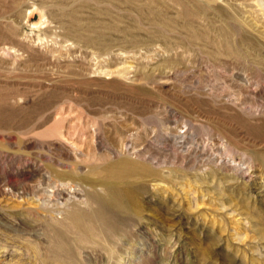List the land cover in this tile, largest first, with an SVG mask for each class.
Returning <instances> with one entry per match:
<instances>
[{
    "label": "rangeland",
    "instance_id": "374dc122",
    "mask_svg": "<svg viewBox=\"0 0 264 264\" xmlns=\"http://www.w3.org/2000/svg\"><path fill=\"white\" fill-rule=\"evenodd\" d=\"M226 1L0 0V264H264V12ZM123 156L166 189L109 260L32 191Z\"/></svg>",
    "mask_w": 264,
    "mask_h": 264
},
{
    "label": "bare ground",
    "instance_id": "6f19581e",
    "mask_svg": "<svg viewBox=\"0 0 264 264\" xmlns=\"http://www.w3.org/2000/svg\"><path fill=\"white\" fill-rule=\"evenodd\" d=\"M210 1L215 3L217 0ZM223 1L226 0H220V2ZM226 2L230 10L234 11L237 16L241 15L242 12L235 3ZM255 6L264 12V0H255ZM247 49L249 50V48ZM71 145L77 150L76 154H79L80 150L76 143L72 142ZM180 146L182 147V145ZM52 163L49 175L53 177H49L45 187L33 188V201L38 207L47 209L49 212L60 214L66 211L63 216L65 218H62L65 220L62 222L67 221V226L79 234V240L92 245L95 252L100 249L107 251L110 256L109 260L116 258V246L114 247L109 241V237L119 232L123 225L131 220L130 213L137 212V194L145 193L147 184L151 185L152 189H159L161 192H165L166 189L161 183L164 181L161 173L149 166L137 164L126 156L120 157L104 167H92L87 172L72 162L65 163L63 160H59ZM63 163L68 168L63 169ZM93 174H96V177H93ZM72 203L73 205L70 206ZM56 238H58L57 254L60 257L73 258L71 246L59 232Z\"/></svg>",
    "mask_w": 264,
    "mask_h": 264
}]
</instances>
